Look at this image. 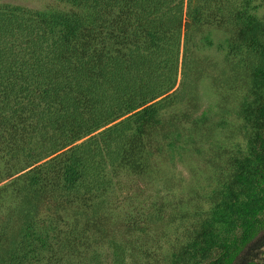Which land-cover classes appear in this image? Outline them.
<instances>
[{"label":"trees","instance_id":"16d2710c","mask_svg":"<svg viewBox=\"0 0 264 264\" xmlns=\"http://www.w3.org/2000/svg\"><path fill=\"white\" fill-rule=\"evenodd\" d=\"M54 1L0 3V264L128 263L114 189L156 174L180 65L210 28L250 73L249 138L168 264H263L264 0Z\"/></svg>","mask_w":264,"mask_h":264},{"label":"rangeland","instance_id":"374dc122","mask_svg":"<svg viewBox=\"0 0 264 264\" xmlns=\"http://www.w3.org/2000/svg\"><path fill=\"white\" fill-rule=\"evenodd\" d=\"M0 3L32 10L63 8L54 0ZM204 36L211 44L194 49L186 67L180 65L176 90L181 101L164 114L165 120L178 121L177 128L159 142L156 174L142 181L125 175L114 189L112 208L123 214L120 230L130 246L127 264H168L171 252L206 215L209 198L227 179L232 159L246 149L249 130L241 106L251 97L250 73L229 56L228 32L210 28ZM136 224L138 228L132 227ZM111 234L112 227L99 245L105 254ZM102 259L109 262L105 255Z\"/></svg>","mask_w":264,"mask_h":264}]
</instances>
